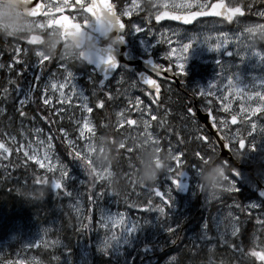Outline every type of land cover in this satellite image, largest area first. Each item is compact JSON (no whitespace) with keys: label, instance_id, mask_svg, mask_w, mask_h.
<instances>
[{"label":"rangeland","instance_id":"obj_1","mask_svg":"<svg viewBox=\"0 0 264 264\" xmlns=\"http://www.w3.org/2000/svg\"><path fill=\"white\" fill-rule=\"evenodd\" d=\"M160 2L161 7H163V5L167 3V0H160ZM126 3L130 5L131 0H120L121 8H123ZM185 3H187V0H185ZM144 15L145 13L142 11H134L129 16L123 17L129 20L126 37L132 49L144 57L151 55L154 56L156 61L162 64L164 67L172 65L175 68L174 61L172 64H169L168 60L163 57V51L168 47L167 44L158 43L157 38L147 35L146 31L143 33H136L134 31L128 33L132 24H137L142 28L145 27V22L142 20ZM258 17L260 20L239 18L231 27L219 20L204 21L198 24V26L192 30L183 29L181 27L178 28L177 37H173L170 32L164 33L173 39V41L178 38L180 42H188L192 37L197 38L196 40L192 41V46L187 53V59L184 63L183 73L176 72L180 77L183 78L184 81H186L185 83L187 88L192 93H194L195 97L198 100L201 99L203 101L202 103L199 100L203 108L208 109L210 106L215 107L213 109L216 112L215 116L218 127L220 125L221 118H227L229 116V112H232L233 110L237 112L239 111L240 102L238 99H232L231 104L233 105V108L229 109V112H224L221 109L222 101L218 99L215 93L213 96L206 98L204 95L200 94V89L205 88L206 90L210 83L214 81L218 82L221 78H223L224 91L227 92L228 78L231 77L234 80L237 74L240 77V84L242 86L249 84L252 82L253 78L264 77V60L258 59L255 56H247L244 59L239 58L235 54L236 49L231 46V42L228 45H222L220 51H210L209 48L202 42V33L207 31V26H212L214 31L226 32L229 34V36H233V33L240 32L243 26L249 24H264V17L259 15ZM79 18L87 19L86 16L83 15H80ZM153 21L154 17L148 21L147 24L151 26ZM36 25L37 23L33 24L32 30L43 31L48 28L47 26L40 28ZM151 27L153 33H161L162 30L175 28L177 25L163 24ZM19 37L25 40L27 35H21ZM208 42H218L217 37L213 36ZM252 43L257 44L259 50L264 51V42H253L252 40ZM13 46L14 49L16 47H19L20 49L19 52L15 51L14 55L18 59L24 50L21 46ZM172 47H176L175 43L172 44ZM225 49H228V51L232 54L227 55L224 52ZM37 50L39 51V49ZM2 58L3 56L0 51V62L2 61ZM59 58L63 59L59 61L60 63L65 64L69 70L76 74V86L89 96V106L93 108V111L88 114L96 130V138L94 141L95 150L91 153V157L97 152L108 151L109 144L107 143L106 138L107 140H110L111 138L100 134L95 122V117H99L101 122L104 120L103 113H99L97 111L98 108L95 106L96 100L93 99L94 92L97 93L100 89L99 85L97 84V81L99 80L97 72L93 71V69L89 67H86L82 62L68 59L62 51L60 52ZM218 61H220L219 64L217 63ZM9 64L12 66L14 63ZM32 66L34 69L30 71V78L28 79L29 83L26 84V90L29 89L30 86H33L31 91L34 90L35 76L33 73H36L35 69L37 67H35L30 61H26L24 63L25 69H28ZM222 66L227 67V73L221 72ZM62 71L63 69L57 66L51 71L52 73L49 74V76H45V80L49 79L53 74L59 75ZM121 71L126 73L123 78L121 77ZM37 72L39 71L37 70ZM18 75H22V71H19ZM130 79L137 78L133 73H130L125 69H121L116 75L115 79L108 84L107 88H104L105 91H111L112 93L111 99L107 96H103V98L111 100L110 105H112L114 117L115 112L120 108L130 107L128 103L129 99L134 105L135 97L139 96L142 101L141 107H148L151 111V115H156L158 119L159 112L158 108L156 107L157 103L155 102L153 96L144 90V88L138 84V81L136 87H129L128 81ZM6 80L8 79L6 78ZM125 88H128L127 96L124 95ZM49 91L51 92V89ZM65 91H67V89H65ZM51 94L53 95V100L50 101L48 105L54 111L55 115L58 116L61 128H63L68 134L67 137H65V135L62 133L65 140H70L72 145L75 147L69 143L67 144L75 151L79 148H82L85 141L80 138L78 132L79 125L75 123L76 119L81 118V110H78L76 107V98L74 97L73 101L70 102V107V104L56 102L59 95L58 93L51 92ZM232 95V93H229V96ZM179 97L180 93L173 86H170L166 88V96L163 101L164 114L169 115L168 120L175 128L178 129L177 133L179 138H176L172 135H167L166 138H163L161 136L162 124L156 122L157 119L152 120L150 125V131L160 138L162 146L161 153L165 154L163 149L167 147L169 142H171L172 150L174 152L180 151L183 153L181 161L182 165L186 164L189 166L191 162L189 161L183 149L184 145L188 144L190 145V156L193 161V163L188 168L189 171L184 172L185 175L178 179V184L183 185V187L172 188L170 181L164 174L165 171L161 172L158 179L156 180L155 184L159 185L161 191L171 189V206H165V216H160V214L155 210V204H153L151 208L147 209L145 207H137L135 205L136 197H140L141 203L139 205H146L148 198H150L152 201L155 200L156 204L161 203L159 198L154 194H152L150 197L145 196V185L139 183L136 184V178L134 174L135 168L139 165L140 156L142 155V149L144 146H141L137 155L135 154V151L132 153H127L125 151L126 163L130 165L129 168L125 169L120 168L118 155L113 152V159L109 165V171L112 172V174L116 176L118 180L122 179L125 181L122 185L126 184V186L124 189H122L123 193H117L114 195L112 192H106L108 190L107 181H96V191L100 186H102L105 191L104 195H95L94 197L95 202L97 203V210L103 214L123 212L128 221H139L142 226L130 239L127 246L121 247L119 249L114 246L112 249L109 248L107 250L108 254H105L103 251L98 250V246L108 229L98 227L97 217V225L95 230L90 233L89 241L87 242L85 238L82 239L78 245V252L75 256L69 258L66 264H90L92 259L91 251L97 257L108 256L110 258L108 264H169L170 257L175 258L173 264H176L177 260L174 255H170L162 260H159L156 256H154V250L151 246L152 243L154 241L160 240L164 234L169 233L164 230L162 223L165 226L170 223L173 227V232L176 231L179 225H182V235L185 236L187 243L185 242L181 246L192 245L194 247H199L204 240H211V244L208 246V249L213 250L217 244L224 245L227 244L230 239L235 238V236L240 232L241 228L246 224L245 217L249 215H253L256 218L255 222L257 223V231L253 238V240L256 241L254 245L260 250L264 249V201H262V199H260L258 196L255 197V192L258 190L257 182L264 184V141H261L264 140V131H261V129H264V114L257 112L249 117V120L255 122L256 124L254 129L251 127V124H247L246 122L248 128V132L245 134L246 143H250L252 139L255 138V150H249L246 148L240 150L243 152L241 155H235L238 162L240 163L239 168L225 166L226 174L229 177V180H231L236 186L235 190L231 192L222 191L217 197L208 198L204 193L200 192L199 189L196 190L195 185L197 183L199 184L200 171L196 177L193 175L191 168L193 165L199 166L201 164L200 158L195 155L197 152L211 156L210 159L217 161L218 151L213 144V141L211 139L207 140L205 138L206 136L201 133V127L196 126L189 115L182 109V100ZM25 103H27L26 100L23 104ZM23 104H19L18 107L21 108ZM58 109H63V111H57ZM5 115H8V111L5 106H1L0 104V123L3 129V134L0 137V141L4 142L10 150H13L15 154H20L28 159V157L24 155V152L20 150V145L34 142L37 139L44 141L45 145L50 143L51 155L49 161L47 162H59L65 164L68 171V177L66 180H77L81 184L86 182V176L83 170H80L78 174H75L73 168L60 158L56 152L53 137L49 132L43 130V128H41L36 122L24 124L23 122L14 123L11 122V120H7L5 123H3L2 119ZM126 115L135 119L137 117V112L129 111L126 113ZM151 115H146L145 118L151 120ZM237 127H244V125H241L239 118L236 125H232L229 119L228 128L219 127V129L222 134H226L228 132L235 131ZM33 129H39L40 131L39 133H35ZM115 129L117 130L119 145L120 140L123 139L122 133H130L134 129L137 132L142 131V126H128L127 124H124L121 128L118 129L115 127ZM22 133L23 139H21ZM85 135L87 136L88 133L86 132ZM11 137H15V141H12ZM127 143L129 142H126V145ZM40 151V148H37V153H40ZM28 160L37 165L35 161L30 159ZM171 163L172 161L169 160L168 164ZM205 164L206 163H204L202 166ZM37 167L42 170L43 173H45L43 168H41L39 165H37ZM233 170H235L237 176L234 175ZM122 171L125 172L124 177H126V179L120 176ZM47 174L52 175L51 172ZM239 192L242 193V198L245 199L242 204L229 198L230 194ZM107 197L109 198L108 200H106ZM197 201H200L203 207L202 211L200 212V205L197 203ZM253 202L260 205V207H246ZM129 205L133 206L130 207ZM69 206L78 219V228H81L85 217V200L83 190L75 191L73 193V196L69 201ZM195 214L199 217V219L195 224H191V220ZM144 221H147V223H144ZM218 227L220 228L219 232L217 231ZM233 228L236 230V235L234 236L231 234ZM120 230L121 229L119 227L115 229L117 232ZM221 232L224 233L223 239H221ZM46 240L47 232L43 229H40L34 235L29 237L25 241L24 245H35L37 244V241L44 243ZM2 245L3 243H0V247ZM145 246H147V250H143ZM136 257L137 259L135 260ZM135 261L137 262L135 263Z\"/></svg>","mask_w":264,"mask_h":264},{"label":"snow or ice","instance_id":"obj_2","mask_svg":"<svg viewBox=\"0 0 264 264\" xmlns=\"http://www.w3.org/2000/svg\"><path fill=\"white\" fill-rule=\"evenodd\" d=\"M26 3L30 4V0H26ZM169 4L173 10H169ZM244 0H167V3L160 8V10H147L142 4L141 0H131V4H125L123 8L119 10V13L114 9V4L110 3L109 0H45V2L40 3L36 2L34 6H30L27 11L33 16L43 17V19H37V27L43 28L45 26L51 27L53 24L60 26L64 31H67L69 28L75 27L79 29L81 24L83 26H88V20L82 19L78 20L77 17L80 15L83 16H97L101 11H107L110 15H112L115 19L116 24V42H123L124 36L126 35L124 32L125 24L121 22V17H127L132 12H144L145 15L142 17V20L145 22V27L142 28L137 24H132L131 29L128 33L134 31L136 33H143L146 31L147 35L153 36L157 38L158 43L167 44L168 47L163 51V57L168 60L169 64H172L173 61L175 63V71L183 73L184 63L187 59V53L192 46V41L196 40V37H192L188 42H180L177 39L173 41L169 36L165 35V32H170L173 37H177V29L179 26L175 28H168L162 30L161 33H153L152 27L147 24L153 17L156 21H161L163 18L167 17L171 21L181 22L183 25H188L198 17H206L212 16L221 18L222 21H234L238 20L239 16L243 14ZM246 7L251 10L253 7L252 0L246 4ZM74 10L70 11L69 14H65V10ZM261 17H264V9L254 13ZM264 29V24H249L243 26L238 33H233V36H229L226 32L214 31L212 26H207V31L202 33V42L209 48L210 51H220L222 45H228L231 42V46L236 49L235 54L244 59L247 56H255L258 59L264 60V51L258 49L257 44L252 43V33L257 32L258 30ZM127 33V34H128ZM217 37L216 43H209L208 41L213 37ZM28 43L33 44L35 41L32 38H27ZM175 43L176 47L173 48L172 44ZM14 51L19 52V47H16ZM224 52L227 55H231L228 49H225ZM35 57L37 58L33 64L35 67H42L45 61H49L51 58L48 56L41 55L38 50L34 52ZM13 60L18 61L16 56L12 57ZM63 60L59 58L57 62V66L63 71L59 74H53L49 79H46L41 85V100L45 104H49L50 101L53 100V95L51 92L58 93V97L56 102L70 104L75 97V103L78 110H81V118L76 119L75 123L79 125L78 132L79 136L82 140H84V144L82 148H79L75 152L76 159L78 162H82L83 164H88L91 167V153L95 150V127L93 125L90 116L88 115L93 111V108L89 106V96L85 94L83 90L78 89L76 86V74L69 70L65 64L60 63L59 61ZM89 65H92V69L95 72L100 74V78L97 81L99 88L101 90L104 89L105 81L108 79L109 73L113 72L114 69L118 67V61L116 57L113 55V49L109 48L103 55L97 56L95 60H88ZM146 63L149 65V68L156 76H160L161 69L164 66L160 63H156L153 59H148ZM218 64L220 61L217 62ZM4 67V65H0V68ZM8 68H11V64L8 65ZM169 69H165L168 71ZM228 69L225 66L221 67V72L227 73ZM126 73L121 71V77L123 78ZM36 80H40V73H33ZM138 81L144 85H147L149 89L155 90L157 93L160 91V85L157 84V81L153 79L150 75L141 73L137 77ZM137 79H130L128 81L129 87H136ZM14 81L9 79L7 83L0 88V96H4L7 98L9 92V85L13 84ZM25 90L24 97L20 98V103L23 104L26 98H30L32 95L31 88ZM51 89V92L49 91ZM67 89V91H65ZM17 92L20 91L19 86L16 88ZM128 88L124 89V95L127 96ZM214 93L217 95L218 99L222 101L221 109L224 112H229V109L233 108L231 104L232 99L239 100V111L229 112V116L227 118L220 119V128H228L229 119L232 125H236L238 118L240 119L241 125H244L243 128L237 127L235 131L228 132L226 134H222V139L224 140V147L228 148L230 145L234 152V155H241L243 152L240 150L249 149L255 150L256 141L255 138L252 139L250 143H246V133L248 132L247 124H251V127L254 129L256 127L255 122L250 121L249 117H251L254 113L264 114V77L253 78L252 82L246 85L240 84V77L237 74L235 79L233 80L231 77L228 78L227 82V92L224 91V82L223 78H221L218 82L214 81L205 88L200 89V94L204 95L206 98L213 96ZM229 93H232V96H229ZM148 94V93H146ZM104 96L112 98L111 91H104ZM128 103L130 105L129 108H120L115 112V127L121 128L124 124L128 126L137 125L142 126V131L137 132L135 129L130 133H122L123 139L120 140L118 148H126L127 153H132L135 151V154H138L141 146L151 145L155 148V150L160 153L162 152V146L160 142V138L150 131V125L152 120H156V115H151V111L148 107H141L142 101L139 96L135 97L134 105L132 101L129 99ZM103 105L102 99H97L95 101L96 108H100ZM71 107V104H70ZM57 111H63V109H58ZM129 111H136L137 117L135 119L126 115ZM191 111V109H189ZM20 116H25L23 111H20ZM146 115H151V120L145 118ZM166 115V114H165ZM163 118H161L160 123H163ZM247 122V124H246ZM35 133H39V129H33ZM264 131V129H261ZM60 132H62L65 137H67V132L61 128ZM88 133L86 136L85 133ZM203 138V137H200ZM15 137H11L12 141H15ZM21 139H23V133L21 134ZM264 141V140H261ZM67 143L72 145L70 140H66ZM126 142L127 143L126 145ZM35 143V147H34ZM75 147L74 145H72ZM37 148H40V153H37ZM50 149L51 144L45 145L44 141L39 139L34 142H29L27 144L20 145V150L24 152V155L28 157V159L35 161L37 165L45 170V179H40L39 176L36 178V182L40 184H50L51 189L53 190H65V180L68 177L67 167L63 163L55 162L48 163L50 158ZM0 155L9 152V147L2 141H0ZM166 155L170 157L172 161L171 164H168V167L165 170V175L167 179L171 183V187H183V185L178 184V179L185 175L182 169V157L183 153L180 151H173L171 142L167 145L166 148L163 149ZM200 158L201 164L199 166H192V173L197 177L201 166L206 163L211 156L204 155L200 152L195 154ZM43 161V162H42ZM52 173V178L49 181L47 179V173ZM94 178L91 179V182L94 184L95 181H107L108 176L112 175V172L109 171L108 168H105L103 171L97 174L95 168L92 169ZM235 173V170H233ZM58 173V174H57ZM227 187L223 189L225 192H231L235 190V184L229 180V177L226 180ZM91 186V185H90ZM146 192L145 196L150 197L154 194L159 198V204H155V210L160 214L161 217L165 216V206H171V189L166 191H161L158 184L145 185ZM196 190H200V185L197 183L195 185ZM108 191L111 192L112 189L110 187V183H108ZM70 194V193H69ZM97 196L100 193H96ZM260 196L264 198V192L260 193ZM88 202L91 205L93 202L92 196L88 197ZM130 207L133 205H129ZM143 206L146 209L151 208L153 206V201L148 198L146 205H136ZM249 208H257L260 205L255 202L247 205ZM96 215L98 217V227H102L108 229L106 231L104 237L102 238L98 250L103 251L105 254L109 248H113L114 246L117 249L127 246L130 239L137 233L138 229L142 226L139 221L131 220L128 221L123 212H116L114 214H103L100 213L96 209ZM231 215V214H229ZM159 219V218H158ZM235 219V218H233ZM147 223V221H144ZM88 224L85 222L82 224V227L87 228ZM162 226L165 231L171 233L173 232V227L169 223L166 226L162 223ZM120 228L119 232L115 231L116 228ZM217 231H220V228H217ZM231 234L236 235V230L233 228ZM224 238V233L221 232V239ZM40 243V241H37ZM256 241L253 240V244ZM36 245H26L25 247H35ZM143 250H147V246ZM251 256L255 257L258 261H264V249L260 251L253 250L251 251ZM175 260L174 257L169 258V264H173ZM0 264H22L20 260H9L3 257L0 254ZM28 264H43L42 261L29 257ZM211 264V262H209Z\"/></svg>","mask_w":264,"mask_h":264},{"label":"trees","instance_id":"obj_3","mask_svg":"<svg viewBox=\"0 0 264 264\" xmlns=\"http://www.w3.org/2000/svg\"><path fill=\"white\" fill-rule=\"evenodd\" d=\"M248 2L249 0H244L242 6L246 7ZM252 2L253 7L249 11L251 16L256 18L254 13L264 9V0H252ZM46 68H44L45 71ZM5 84V78L0 79V88ZM18 84H21L25 90L22 82ZM102 95L101 92L95 94L96 100H103V107L98 108L97 111L102 112L104 116L102 122L99 117H95L97 128L100 134L118 140L110 101L107 98H102ZM5 107L8 112L12 113L11 116L14 119L5 115L2 119L3 123L7 120L14 123L23 122L24 124L36 122L43 130L52 135L56 152L64 162L73 168L75 174L83 170L82 162H78L76 159V151L67 144L62 132H60L61 125L58 116L48 104L42 102L40 97L23 107L21 110L25 113L23 117L19 113H14L16 105L8 104ZM163 121L164 132L179 138L177 129L168 118L163 119ZM2 134L3 129L0 123V137ZM183 149L189 159L187 146L184 145ZM125 151V148H118V143H116L114 153L118 155L121 169L130 167L126 163ZM182 166L181 170L189 171L190 165L184 164ZM37 176L40 179H45L42 170L26 157L15 154L10 149L8 153L0 155V243H3L0 247V254L9 260H20L22 264H28L29 257L38 259L43 264H66L67 260L78 252L80 241L85 238L88 242L90 233L95 230L97 203L94 197L96 193L104 195L105 191L102 186L96 191V181L93 184L86 175L84 184L77 180H65V190H53L50 184L37 183ZM120 176L126 179L124 171L120 173ZM51 178L52 175L47 174L49 181ZM124 182L119 179L116 186H110L111 192L114 195L123 193L122 189L126 186V184L122 185ZM136 184H138L137 181ZM80 190L84 191L85 217L83 223L88 224L87 228H78V219L69 206L73 193ZM106 192L109 193L108 190ZM89 196L93 198L91 205L88 202ZM229 198L241 204L245 200L242 198V193L231 194ZM108 199L107 197L106 200ZM140 203V197H136L135 205ZM153 204H156L155 200H153ZM250 219L239 236L213 250L203 246L198 248L192 245L181 246L184 242L187 243L181 234L182 225H179L175 232L164 234L160 240L154 241L151 246L159 260L174 255L177 260L176 264H209V262L211 264H264V261H258L251 256V251H260V249L253 244L257 223L255 218L250 217ZM40 229L47 232V240L44 243L35 244V247H25V241ZM91 256L90 264H108L110 260L108 256L97 257L92 251Z\"/></svg>","mask_w":264,"mask_h":264},{"label":"clouds","instance_id":"obj_4","mask_svg":"<svg viewBox=\"0 0 264 264\" xmlns=\"http://www.w3.org/2000/svg\"><path fill=\"white\" fill-rule=\"evenodd\" d=\"M142 5L149 11L160 10V0H142ZM27 6L21 0H0V37H19L27 35L33 29L32 17L25 11ZM169 10H173L169 4ZM39 51L50 58L56 57L61 51L70 60L88 62L103 55L115 44L116 24L115 19L107 11H101L90 19L87 28H69L61 36V29L57 26L46 28L41 34ZM253 42H264V29L251 34ZM108 151L97 152L91 157V167L83 164L84 173L90 179L94 178L92 169L97 174L109 165L113 159L116 140H107ZM170 157L158 153L151 145L142 149L139 165L135 168L137 183L151 185L156 182L161 172L168 167ZM228 176L222 161L209 159L202 166L199 173L200 191L208 198H215L227 187ZM107 182L116 186L118 178L113 174L108 176Z\"/></svg>","mask_w":264,"mask_h":264},{"label":"flooded vegetation","instance_id":"obj_5","mask_svg":"<svg viewBox=\"0 0 264 264\" xmlns=\"http://www.w3.org/2000/svg\"><path fill=\"white\" fill-rule=\"evenodd\" d=\"M112 1L115 3L116 9L119 11L121 9L120 0H112ZM36 2L43 3V2H45V0H30V4L26 3V0H23L22 3L27 6L26 7V11H27V9L30 6H34ZM70 11L74 12V10L66 9L65 10V14L66 15L69 14ZM28 14L32 17V20L34 22L33 24L37 23V19H41V20L43 19V17L39 16V14H38L37 17H33L29 12H28ZM77 19H78V17H77ZM81 25H83V24H81ZM53 26H57V25L53 24ZM53 26H51V27H53ZM195 26L196 25H194L193 27L188 28V29H194ZM51 27H48V28H51ZM43 31H41V30H31L27 34L26 39L27 38H33L34 36H40L41 37L40 34ZM6 44L10 45L11 47H14V46H12V44L15 45V46H21L22 47V49L24 51H23L22 55L18 57V61L19 62H17V61L12 59L13 51H11L12 49H10V50L7 49ZM0 47L2 48V52L4 53L3 54V59L5 60V62L6 63H14L11 66V68H8L9 64H7L4 67L0 68V77H3V73L5 72L6 77L8 79L13 80L14 78H19V79H24L25 82L29 83V80H28L30 78L29 73L34 68L32 66V67H30L28 69H25L23 63L26 62V61L27 62L30 61L31 63L34 62V60L36 59V57L34 55V52H35V50L40 48V44L39 43L30 44V43L27 42V40H24L23 38L0 37ZM59 55H60V53H58L56 57L51 58L49 61H45L42 67H44V66H48L50 68L57 67V62H58ZM0 65H2V64H0ZM42 67H39L41 71H42ZM19 71H22V75H20V76L17 75V73ZM41 78H42V76H40V80L39 81H37L36 78H35V80H34V90H33L34 94L30 98H26V100H29V102L31 100H35L38 96H41V91H40V88H41V85H42ZM185 82L183 81L184 85H182V87L180 89L179 88H177V89L181 93L179 98L182 100V103H184L183 104V108L187 112H189V109H194L195 108V106H194L195 98L193 96V93H191V91L187 88V85H186ZM17 85L19 86V89H20L19 92H17V90H16ZM9 90H10V93L7 95V98H5L4 96H0V104L1 105H8V104L17 105V104H19L20 98L22 96L24 97V94L22 93V85L18 84V81H17L16 83H13L12 85H10V89ZM223 163L227 165V163L225 161H223ZM199 205H201L200 201H199ZM202 209L200 208V211H202Z\"/></svg>","mask_w":264,"mask_h":264},{"label":"water","instance_id":"obj_6","mask_svg":"<svg viewBox=\"0 0 264 264\" xmlns=\"http://www.w3.org/2000/svg\"><path fill=\"white\" fill-rule=\"evenodd\" d=\"M245 14H246L245 11H243V14L240 15V16H244ZM92 18H94V17H92ZM201 18H212V16L198 17V18H196V20L201 19ZM196 20H194L193 22H191L188 25H192ZM163 21H171V20H169L167 17H165L161 21H157V22H163ZM121 22L123 23L122 19H121ZM172 22H175V23H178V24H182L181 22H176V21H172ZM227 22L232 23L233 21H227ZM87 27L88 26H86V28ZM61 30H62V36H63L65 31L62 28H61ZM125 31H126V26H125L124 32ZM39 41H40V39L38 40V42ZM114 46L117 47L118 49L120 48V50L116 49ZM127 46H128V43L126 42L125 38L123 39L122 43L116 42L113 45V47H112L113 55L116 57V59L118 61V67H117V69H114L113 72L109 73L108 79L105 81V85H106V83L109 80H111L114 77V75L116 74V72L119 69L120 65H124L128 71H133L137 67L141 66L144 69H146L148 72H150L151 74L155 75V73H153L151 71V69L149 68V65L146 63V61L148 59H153V58L152 57L148 58V59L139 58V59L135 60V59H133L132 51L129 48H127ZM85 63L88 66L93 67L92 65H89L87 62H85ZM160 71H161L160 76H156L155 75L156 77H158V78H160L162 80H165V81L173 82V83H175L177 85L180 84L179 79L177 78V76L175 75V73H174V71H173V69L171 67L169 68L168 71H165V70H162V69ZM142 73H145V72H142ZM145 74H147V73H145ZM140 84L143 87H145L147 90H149L151 92H154L156 98L159 99L160 92L162 91L161 87H160V91L157 93L155 90L149 89V87L147 85H144L142 83H140ZM157 84H158V81H157ZM190 114L192 115V117L194 119L200 121L202 128L214 139V141L216 143V147L218 148V150L220 152V157L223 158V159H227L234 166H238V163H237L236 159L233 158L230 146L228 148L224 147V140L222 139V135L220 134V132L218 131V128L215 125V117H214L212 111H208V112L204 113V112H202L201 109H197L195 112L194 111H190ZM258 187H259L258 195H259L260 198H262L260 196V193L264 192V185L259 183ZM262 199L264 200V198H262Z\"/></svg>","mask_w":264,"mask_h":264}]
</instances>
